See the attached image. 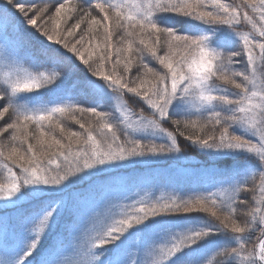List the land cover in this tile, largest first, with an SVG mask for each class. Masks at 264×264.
<instances>
[{
	"label": "snow or ice",
	"instance_id": "6c2138e0",
	"mask_svg": "<svg viewBox=\"0 0 264 264\" xmlns=\"http://www.w3.org/2000/svg\"><path fill=\"white\" fill-rule=\"evenodd\" d=\"M0 42V264H264V0H0ZM182 145L186 182L124 197L79 259L45 255L77 231L70 193Z\"/></svg>",
	"mask_w": 264,
	"mask_h": 264
},
{
	"label": "rangeland",
	"instance_id": "374dc122",
	"mask_svg": "<svg viewBox=\"0 0 264 264\" xmlns=\"http://www.w3.org/2000/svg\"><path fill=\"white\" fill-rule=\"evenodd\" d=\"M210 35H213V38L216 36L226 38L229 43L234 39V36L227 31H218L215 34L210 33ZM7 47V42H0V50ZM5 55V52L0 51V75L16 66L11 65L10 60L5 59ZM17 64L28 71H34L22 58L17 57ZM115 104L112 94L108 93L104 97V110L114 112ZM114 118L118 119L119 114L114 113ZM70 129L72 131H82L79 126L70 127ZM198 160L200 158L184 154V157L180 159L151 161L153 167L129 168L126 173L120 172L103 179H97L88 187H82L70 193L66 199L69 200L72 209L73 225L71 227L77 231L65 232L63 228L64 221H61V227L44 241L45 255L52 251L53 247H56L60 251L58 259L61 261L79 259L89 237L95 235L94 230L98 229L107 217L119 211L116 205L124 203V197H137L138 192L140 195L144 193L152 194L150 187L153 185L163 186L177 180L186 182L184 179V174L188 171L186 167L195 164ZM160 191L166 190L161 188ZM160 191L155 194L159 195ZM195 215L193 214V217ZM0 216L4 217L0 228L7 229L9 238H11L12 229L15 227L14 213H0ZM181 225L197 227L200 225V221L193 218L181 221ZM135 242L136 238L131 241V243ZM147 255L148 253L145 252V256Z\"/></svg>",
	"mask_w": 264,
	"mask_h": 264
},
{
	"label": "trees",
	"instance_id": "16d2710c",
	"mask_svg": "<svg viewBox=\"0 0 264 264\" xmlns=\"http://www.w3.org/2000/svg\"><path fill=\"white\" fill-rule=\"evenodd\" d=\"M37 2H39V0H37ZM69 2H73V0H69ZM44 3L48 4L50 7H51V4H52V0H44ZM53 13H54V8H53ZM67 19V22L70 24L72 23V20L69 19V18H65ZM63 23L64 21L62 20V23H61V26L63 27ZM77 31H79V29H77ZM129 107L134 110V111H139V106L135 104V102L131 99H129ZM78 125H75L74 123H71L69 122V127H77ZM182 151L185 155H188V156H191V157H194V158H200L201 159V156L200 154L198 153V151L194 150L193 148L191 147H188V146H184L182 145Z\"/></svg>",
	"mask_w": 264,
	"mask_h": 264
}]
</instances>
